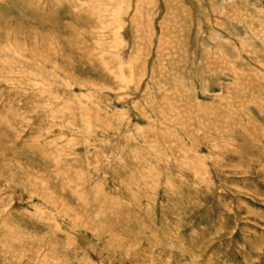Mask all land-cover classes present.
<instances>
[{
	"label": "rangeland",
	"instance_id": "1",
	"mask_svg": "<svg viewBox=\"0 0 264 264\" xmlns=\"http://www.w3.org/2000/svg\"><path fill=\"white\" fill-rule=\"evenodd\" d=\"M220 2L0 0V264H264V0Z\"/></svg>",
	"mask_w": 264,
	"mask_h": 264
},
{
	"label": "bare ground",
	"instance_id": "2",
	"mask_svg": "<svg viewBox=\"0 0 264 264\" xmlns=\"http://www.w3.org/2000/svg\"><path fill=\"white\" fill-rule=\"evenodd\" d=\"M26 1V0H25ZM96 1V0H95ZM186 1H188V0H186ZM206 1V0H205ZM217 1V0H216ZM246 1V0H245ZM221 2H222V0H221ZM220 2V3H221ZM230 2V1H229ZM235 2V1H234ZM233 2V3H234ZM250 2V1H249ZM188 3V2H187ZM190 3H192L191 1H190ZM197 3V2H196ZM205 3V2H204ZM207 3V2H206ZM217 3V2H216ZM236 3V2H235ZM252 3V2H251ZM194 4V3H193ZM218 4V3H217ZM250 4V3H249ZM195 5V4H194ZM223 5V4H222ZM221 5V6H222ZM150 6V5H149ZM189 6H190V4H189ZM226 6H227V4H226ZM255 6V5H254ZM163 7V6H162ZM224 7V6H223ZM222 7V8H223ZM245 7V6H244ZM248 7H249V5H248ZM77 8V7H76ZM97 8V7H96ZM193 8V7H192ZM219 8V7H218ZM217 8V9H218ZM102 8H100V10H101ZM104 9V8H103ZM103 9H102V11H103ZM134 9V8H133ZM32 10V9H31ZM94 10V9H93ZM140 10V9H139ZM195 10V9H194ZM197 10H199V9H197ZM197 10H195V11H197ZM41 11V10H40ZM40 11H39V13H40ZM101 11V12H102ZM104 11H106V10H104ZM219 11V10H218ZM221 11V10H220ZM249 11V10H248ZM42 12V11H41ZM44 12V11H43ZM97 12H98V10H97ZM107 12V11H106ZM115 12V11H114ZM200 12V11H199ZM34 13V12H33ZM225 13V12H224ZM89 14V13H88ZM93 14V13H92ZM101 14V13H100ZM103 14V13H102ZM195 14V13H194ZM219 14V13H218ZM221 14H222V12H221ZM263 15H264V13H262ZM106 15H107V13H106ZM198 15H200V14H198ZM41 16H42V14H41ZM99 16H102V15H99ZM98 16V17H99ZM197 16V15H196ZM262 16V15H261ZM42 17H44V16H42ZM92 17V16H91ZM96 17V16H95ZM109 17V16H108ZM263 17V16H262ZM73 18V17H72ZM76 18V17H75ZM89 18V17H88ZM111 18V17H110ZM216 18V17H215ZM44 19V18H43ZM81 19V18H80ZM83 19V18H82ZM107 19V18H106ZM264 19V18H263ZM45 20V19H44ZM75 20V19H74ZM78 20H79V18H78ZM85 20V19H84ZM93 20H94V18H93ZM216 20V19H215ZM226 20V19H225ZM77 21V20H76ZM86 21L88 22V20L86 19ZM100 21V20H99ZM107 21V20H106ZM197 21V20H196ZM216 21H218V20H216ZM227 21V20H226ZM229 21V20H228ZM264 21V20H263ZM1 22H2V20H1ZM4 22V21H3ZM47 22V21H46ZM75 22V21H74ZM82 22V21H81ZM84 22V21H83ZM79 23V22H78ZM95 23V22H94ZM110 23V22H109ZM234 23V22H233ZM233 23L231 22L230 24L232 25V26H234L233 25ZM224 24V23H223ZM226 24V23H225ZM264 24V23H263ZM262 23H261V25H263ZM17 25V24H16ZM103 25H106V23L105 24H103ZM102 25V26H103ZM108 25V24H107ZM122 25H124V24H122ZM227 25V24H226ZM230 25V26H231ZM220 26V25H219ZM247 26V25H246ZM9 27V26H8ZM13 27V26H12ZM15 27V26H14ZM19 29H21V28H23V27H19V25L17 26ZM16 27V28H17ZM25 27V26H24ZM66 28V27H65ZM223 28H226V27H223ZM236 28V27H235ZM237 28H239L238 26H237ZM263 28V27H262ZM13 29V28H12ZM107 29H109V28H107ZM227 29V28H226ZM1 30H3V29H1ZM15 30V29H14ZM16 30H18V29H16ZM22 30V29H21ZM24 30H25V28H24ZM23 30V31H24ZM28 30V29H27ZM34 30V34H35V36H34V38H31V37H26L29 41H30V45H28L27 46V43L26 42H21L20 40H21V37H20V35H18V34H15V39L14 40H11V38L12 37H8V39H9V41L11 40L12 42H13V44H14V46L15 47H17L21 52H23V53H27V54H32V55H34L35 56V58H37V59H39V58H43L44 60L45 59H47V60H52V55H51V53L53 52V50H52V47H53V45L54 44H58L57 42L55 43L54 41V38H52V40H50V42H54V43H52L50 46L49 45H47V43H48V38L45 36V32H42L41 30L39 31V30H37L36 28L35 29H33ZM103 30H105V29H103ZM124 30V29H123ZM228 30V29H227ZM233 30V29H232ZM232 30H230V31H232ZM249 30V29H248ZM5 31H6V29H5ZM12 31V30H11ZM44 31V30H43ZM143 31V30H142ZM71 32V31H70ZM120 32V31H119ZM123 32V31H122ZM211 32V31H210ZM229 32V31H228ZM233 32V31H232ZM10 33V32H9ZM9 33H7L6 35H9ZM15 33V32H14ZM24 33V32H23ZM33 33V32H32ZM124 33V32H123ZM225 33V32H224ZM255 33V32H254ZM1 34V33H0ZM229 34H231V33H229ZM122 35V34H121ZM241 36H243L242 34H240ZM252 35H254V34H252ZM18 36V37H17ZM28 36V35H27ZM146 36V35H145ZM120 37V36H119ZM122 37H123V35H122ZM125 37V36H124ZM221 37V36H220ZM4 38H7V37H4ZM223 38V37H222ZM236 38V37H235ZM256 38V37H255ZM123 39V38H122ZM218 39V38H217ZM229 39V38H228ZM232 39H233V37H232ZM116 40V39H115ZM224 40V39H223ZM0 41L1 42H6L5 41V39H3L2 38V36H0ZM29 41H27V42H29ZM251 41H252V39H251ZM49 42V43H50ZM208 42V41H207ZM247 43V42H246ZM249 43V42H248ZM252 43V42H251ZM262 43V42H261ZM7 44V43H6ZM215 44V43H214ZM2 45H4V44H2ZM33 45V46H32ZM225 45V44H224ZM230 45H231V43H230ZM262 45V44H261ZM45 46H47V48L45 47ZM49 46V47H48ZM58 46V45H57ZM67 46V45H66ZM98 46V45H97ZM101 46V45H100ZM99 46V47H100ZM208 46V45H207ZM226 46V45H225ZM9 47H11V46H9ZM206 47V46H205ZM227 47V46H226ZM235 47V46H234ZM239 47V46H238ZM0 48H2V46L0 47ZM5 49H6V47H4ZM13 48V47H12ZM96 48V47H95ZM164 48V47H163ZM214 48H215V46H214ZM221 48V47H220ZM3 49V48H2ZM17 49V50H18ZM99 49V48H98ZM97 49V50H98ZM192 49V48H191ZM194 49V48H193ZM230 49V48H229ZM239 49V48H238ZM13 50V49H12ZM18 50V51H19ZM71 50V49H70ZM96 50V49H95ZM163 50V49H162ZM211 50H212V48H211ZM231 50V49H230ZM4 51V50H3ZM52 51V52H51ZM240 51V50H239ZM241 51H242V49H241ZM12 52H14V51H12ZM11 52V53H12ZM20 52V53H21ZM218 52V51H217ZM1 53V52H0ZM23 53H21V55L23 54ZM209 53V52H208ZM222 53H223V51H222ZM235 53V52H234ZM233 53V54H234ZM192 54V53H191ZM211 54V53H210ZM214 54V53H213ZM218 53H216V55H217ZM13 55V54H12ZM15 55V54H14ZM180 55V54H179ZM194 55V54H193ZM192 55V56H193ZM243 55V54H242ZM5 56V55H4ZM246 56V55H245ZM264 56V55H263ZM121 57V56H120ZM134 57V56H133ZM193 57H195V56H193ZM196 57H198V55H196ZM229 57V56H228ZM244 57V56H243ZM1 58H3V57H1ZM13 58L15 59V60H17L18 59V57H16V56H13ZM10 60V59H9ZM33 60V59H32ZM237 60V59H236ZM240 60V59H239ZM2 61V60H1ZM5 61H6V59H5ZM18 61H20V60H18ZM17 61V62H18ZM27 61V60H26ZM106 61V60H105ZM238 61V60H237ZM236 61V62H237ZM15 62V61H14ZM34 62H36V61H34ZM43 62H45V61H43ZM222 62H223V60H222ZM229 62V61H228ZM38 63V62H37ZM48 63V62H47ZM46 63V64H47ZM243 63V62H242ZM2 64V63H1ZM10 64V63H9ZM17 64V63H16ZM19 64V63H18ZM24 64H26V63H24ZM29 64V63H28ZM34 63H32V65H33ZM50 64V63H49ZM129 64H131V63H129ZM233 64V63H232ZM14 65V64H13ZM134 65V64H133ZM247 65V64H246ZM3 66H4V64H3ZM5 66H8V65H5ZM27 66V65H26ZM31 66V65H30ZM125 66V65H124ZM232 66V65H231ZM260 66V65H259ZM122 67V66H121ZM31 68H32V66H31ZM40 68V67H39ZM56 68V67H55ZM118 68V67H117ZM128 68V67H127ZM121 69V68H120ZM132 69V68H131ZM229 69V68H228ZM34 70H36V69H34ZM39 70V69H38ZM58 70V69H57ZM24 71V70H23ZM122 71H123V69H122ZM125 71V70H124ZM234 71V70H233ZM39 72V71H38ZM21 73H22V71H21ZM122 73V72H121ZM124 73V72H123ZM218 74V73H217ZM16 75V74H15ZM9 76V75H8ZM215 76V75H214ZM13 77V76H12ZM37 77V76H36ZM35 76H34V78H36ZM212 77V76H211ZM220 77V76H219ZM15 78V77H14ZM38 78V77H37ZM217 78V77H216ZM215 79V78H214ZM214 79H213V81H214ZM38 80V79H37ZM183 80V79H182ZM217 80V79H216ZM40 81V80H39ZM38 81V82H39ZM127 81V80H126ZM210 81V80H209ZM218 81V80H217ZM7 83V82H6ZM207 81H206V85H207ZM211 83V82H210ZM217 83V82H216ZM215 83V81H214V83L213 84H216ZM44 83L42 82L41 84H40V86L41 87H43L44 85H43ZM128 84V83H127ZM212 84V83H211ZM212 84V85H213ZM182 85V84H181ZM30 86V85H29ZM44 88H45V86H44ZM207 88V87H206ZM44 90V89H43ZM41 93V92H40ZM42 94V93H41ZM165 100V99H164ZM167 100V99H166ZM224 100V99H223ZM200 109V108H199ZM172 110H174L173 109V107H172ZM174 114V113H173ZM198 122V121H197ZM103 126V125H102ZM217 134V133H216ZM172 139V138H171ZM199 140V139H198ZM141 144V143H140ZM76 161V160H75ZM150 163V162H149ZM8 172V171H7ZM16 174H18V173H16ZM29 176V175H28ZM32 179L34 180V177H32ZM37 180V179H36ZM35 180V181H36ZM38 180H39V178H38ZM39 182V181H38ZM34 183V182H33ZM35 184V183H34ZM37 184V183H36ZM39 184V183H38ZM41 184V183H40ZM40 184H39V186H40ZM32 185V184H31ZM13 186V185H12ZM28 186V185H27ZM36 186H38V185H36ZM38 186V187H39ZM149 188V187H148ZM30 189V188H29ZM81 189V188H80ZM24 190V189H23ZM27 191V190H26ZM25 191V192H26ZM28 192V191H27ZM63 192V191H62ZM1 197V196H0ZM46 213V212H45ZM86 214V213H85ZM96 217V216H95ZM1 218V217H0ZM52 218V217H51ZM97 218V217H96ZM103 218V217H102ZM58 220V219H57ZM65 220V219H64ZM86 220H88L87 218H86ZM102 220V219H101ZM60 221V220H59ZM58 221V222H59ZM61 222H62V220H61ZM89 222V221H88ZM98 222V221H97ZM73 223V222H72ZM55 224V223H54ZM61 224V223H60ZM63 224V223H62ZM73 224H75V223H73ZM64 225H66V224H64ZM76 225H78V223L76 224ZM5 227L7 226V224L5 223V225H4ZM66 227V226H65ZM72 227V226H71ZM15 228V227H14ZM19 228V227H18ZM56 229V228H55ZM81 229V228H80ZM53 230H54V228H53ZM80 231V230H79ZM70 232V231H69ZM72 232V231H71ZM91 232V231H90ZM21 235H23V236H25L22 232H19ZM66 233V232H65ZM68 233V232H67ZM10 234V235H9ZM78 234V233H77ZM80 234H82V233H80ZM14 235H15V232L13 231V232H9L8 233V236H9V238H11L12 236H13V238H14ZM72 236V235H71ZM75 236V235H74ZM81 236V235H80ZM32 237V236H31ZM82 237V236H81ZM84 238V237H83ZM88 238V237H87ZM15 239H18L17 237L15 238ZM66 239H67V237H66ZM81 239V238H80ZM28 240H31V239H28ZM79 240V239H78ZM18 241H19V239H18ZM17 241V242H18ZM67 241V240H66ZM82 241V240H81ZM22 242V241H21ZM11 244L13 243V242H10ZM82 243V242H81ZM5 244V243H4ZM23 244H25V243H23ZM131 245V244H130ZM7 246V245H6ZM22 246V245H21ZM132 246V245H131ZM20 247V246H19ZM24 247V246H23ZM23 247H21V248H23ZM34 247V246H33ZM68 247V246H67ZM20 248V249H21ZM30 248H32V247H30ZM37 248H39L38 249V251L41 249H43V248H45L44 247V245L42 244L41 246H39V247H37ZM41 250H40V253H39V256H43V255H45L44 253H42L41 254ZM35 251H36V249H35ZM44 251V250H43ZM89 251V250H88ZM8 252H6L5 254H7ZM9 253H10V251H9ZM33 253V252H32ZM50 254V253H49ZM17 257H21V256H23V255H21L19 252L17 253V254H15ZM36 255V254H35ZM37 255H38V253H37ZM49 256V255H48ZM54 256V255H53ZM52 257V256H51ZM56 257V256H55ZM138 257V256H137ZM23 258V257H22ZM48 259H50V258H48ZM48 259H47V261H48ZM54 261V260H53ZM56 261V260H55ZM60 262H62V264H66V262L65 261H61L60 260ZM60 262H59V264H60Z\"/></svg>",
	"mask_w": 264,
	"mask_h": 264
}]
</instances>
